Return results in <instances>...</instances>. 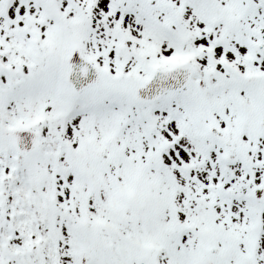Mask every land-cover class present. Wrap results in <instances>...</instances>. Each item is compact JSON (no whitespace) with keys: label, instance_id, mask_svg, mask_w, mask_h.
I'll use <instances>...</instances> for the list:
<instances>
[{"label":"snow or ice","instance_id":"obj_1","mask_svg":"<svg viewBox=\"0 0 264 264\" xmlns=\"http://www.w3.org/2000/svg\"><path fill=\"white\" fill-rule=\"evenodd\" d=\"M0 264H264V0H0Z\"/></svg>","mask_w":264,"mask_h":264}]
</instances>
